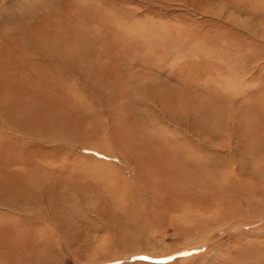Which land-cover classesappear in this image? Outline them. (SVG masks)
I'll return each mask as SVG.
<instances>
[{
    "label": "rangeland",
    "instance_id": "obj_1",
    "mask_svg": "<svg viewBox=\"0 0 264 264\" xmlns=\"http://www.w3.org/2000/svg\"><path fill=\"white\" fill-rule=\"evenodd\" d=\"M0 264H264V0H0Z\"/></svg>",
    "mask_w": 264,
    "mask_h": 264
},
{
    "label": "bare ground",
    "instance_id": "obj_2",
    "mask_svg": "<svg viewBox=\"0 0 264 264\" xmlns=\"http://www.w3.org/2000/svg\"><path fill=\"white\" fill-rule=\"evenodd\" d=\"M139 83V82H138ZM153 84V83H152Z\"/></svg>",
    "mask_w": 264,
    "mask_h": 264
}]
</instances>
